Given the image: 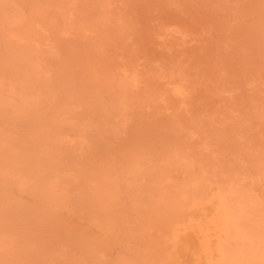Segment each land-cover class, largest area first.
I'll list each match as a JSON object with an SVG mask.
<instances>
[{
	"label": "bare ground",
	"instance_id": "bare-ground-1",
	"mask_svg": "<svg viewBox=\"0 0 264 264\" xmlns=\"http://www.w3.org/2000/svg\"><path fill=\"white\" fill-rule=\"evenodd\" d=\"M0 264H264V0H0Z\"/></svg>",
	"mask_w": 264,
	"mask_h": 264
}]
</instances>
